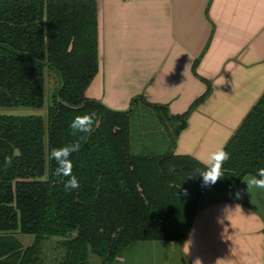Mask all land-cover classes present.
Returning a JSON list of instances; mask_svg holds the SVG:
<instances>
[{"label": "trees", "instance_id": "trees-1", "mask_svg": "<svg viewBox=\"0 0 264 264\" xmlns=\"http://www.w3.org/2000/svg\"><path fill=\"white\" fill-rule=\"evenodd\" d=\"M98 72L97 0H0V109L41 110L50 99L46 118L0 115V264H111L132 244L182 245L206 190L235 192L264 169V95L223 149L221 179L205 185L208 166L191 157L132 153V110L86 96ZM210 94L208 83L172 119L174 146ZM137 103L162 122L168 116L166 107ZM77 118H93V130L75 131ZM70 145L79 148L69 172L57 175L49 155ZM73 176L79 188L70 191ZM14 234L34 244L24 249Z\"/></svg>", "mask_w": 264, "mask_h": 264}, {"label": "crops", "instance_id": "crops-1", "mask_svg": "<svg viewBox=\"0 0 264 264\" xmlns=\"http://www.w3.org/2000/svg\"><path fill=\"white\" fill-rule=\"evenodd\" d=\"M97 1L99 72L86 96L132 110L134 155L173 153L209 167V155L226 147L264 95V0ZM208 83L211 94L174 146L172 119ZM138 98L168 108L162 122L140 103L157 118L148 134L134 127ZM249 178L230 196L204 194L184 244H132L111 264H264V189L247 191Z\"/></svg>", "mask_w": 264, "mask_h": 264}, {"label": "clouds", "instance_id": "clouds-1", "mask_svg": "<svg viewBox=\"0 0 264 264\" xmlns=\"http://www.w3.org/2000/svg\"><path fill=\"white\" fill-rule=\"evenodd\" d=\"M82 118H77L72 122L71 127L80 133H90L93 130V124L95 123L93 118H88L87 125L82 124ZM78 145H70L61 149H54L50 155L49 159L53 160L57 164L56 174L64 175L69 172L71 165V156L74 152L78 151ZM229 159V154L223 149H218L209 155V167L208 169L200 175L202 177L205 185L215 184L221 179V166L224 161ZM247 191L250 188L264 189V169L258 171V177L252 176L246 182ZM68 190H75L79 188L78 180L73 176L69 183L65 185ZM240 193H237L239 196Z\"/></svg>", "mask_w": 264, "mask_h": 264}, {"label": "rangeland", "instance_id": "rangeland-1", "mask_svg": "<svg viewBox=\"0 0 264 264\" xmlns=\"http://www.w3.org/2000/svg\"><path fill=\"white\" fill-rule=\"evenodd\" d=\"M47 75L49 74V71L47 70ZM55 89V84H54V80L52 82V80L50 79L48 82V92L49 94H52V92ZM50 102V99L47 97L46 99V103L43 109L41 110H32V109H25V108H13V109H0V115H11V116H19V117H25V116H42V117H47V107L48 104ZM137 105H139V103H137ZM136 114L134 116V127L139 131L141 129H143V131L145 130L146 134H148L149 131H152L154 129V127H156L158 124L156 122V117L154 112L149 111V110H145L142 108L141 104L136 108ZM247 189V188H246ZM205 196H204V200L206 201L208 199V195H210L211 193H214L216 195V197H223L224 195L226 196H230L228 193H216L213 192L211 190H206L205 191ZM210 193V194H209ZM252 199H254V194L251 196ZM257 203V202H256ZM16 238H18V241L23 245L24 249L28 248L29 246H32L34 244L35 238L33 236H23L20 234H14ZM49 251L47 255L49 259L51 257L52 252L54 251L53 248ZM54 253L56 254L57 252L54 251ZM95 260H97L95 258ZM99 263V261H98Z\"/></svg>", "mask_w": 264, "mask_h": 264}]
</instances>
